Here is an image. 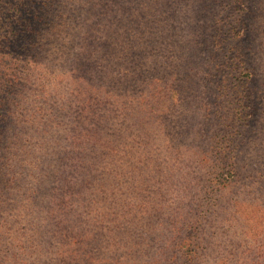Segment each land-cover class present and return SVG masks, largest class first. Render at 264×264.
<instances>
[{
  "label": "trees",
  "instance_id": "1",
  "mask_svg": "<svg viewBox=\"0 0 264 264\" xmlns=\"http://www.w3.org/2000/svg\"><path fill=\"white\" fill-rule=\"evenodd\" d=\"M202 85L213 110L233 90L264 97V0H0V264H67L90 246L85 228L101 244L120 211L98 220L100 162L127 175L170 132L184 148Z\"/></svg>",
  "mask_w": 264,
  "mask_h": 264
},
{
  "label": "rangeland",
  "instance_id": "2",
  "mask_svg": "<svg viewBox=\"0 0 264 264\" xmlns=\"http://www.w3.org/2000/svg\"><path fill=\"white\" fill-rule=\"evenodd\" d=\"M120 55H125L123 49ZM115 63L108 66L114 68ZM131 65V59L120 62L116 77L128 78ZM232 93L213 110L210 91L201 86L188 114L196 130H189L184 148H174L175 133L170 132L163 144L167 149H150L136 170L134 162L129 164L127 175L122 162L117 168L107 160L98 164L102 195L109 200L98 220L106 211L120 214L112 216L116 225L102 229L101 244H96L100 233L85 228L91 244L73 250L76 260L67 264H264V97L253 104L245 98L238 101V90ZM144 114L138 119L149 127L153 117ZM195 136L198 143L192 144ZM115 174L120 181L112 183ZM90 213L83 212L86 221ZM167 231L176 238L172 244L162 243L160 233ZM137 233L138 247L122 245L125 234ZM62 261L49 264H66Z\"/></svg>",
  "mask_w": 264,
  "mask_h": 264
}]
</instances>
